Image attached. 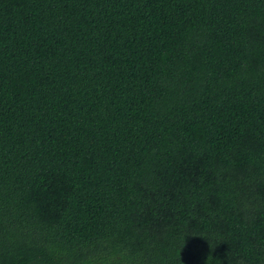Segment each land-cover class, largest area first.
<instances>
[{
    "label": "trees",
    "instance_id": "1",
    "mask_svg": "<svg viewBox=\"0 0 264 264\" xmlns=\"http://www.w3.org/2000/svg\"><path fill=\"white\" fill-rule=\"evenodd\" d=\"M0 264H264V0H0Z\"/></svg>",
    "mask_w": 264,
    "mask_h": 264
}]
</instances>
